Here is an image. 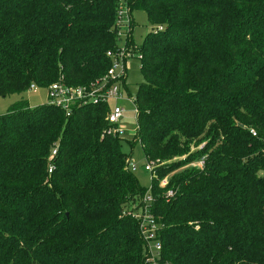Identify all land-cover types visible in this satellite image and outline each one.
I'll list each match as a JSON object with an SVG mask.
<instances>
[{
    "label": "trees",
    "instance_id": "1",
    "mask_svg": "<svg viewBox=\"0 0 264 264\" xmlns=\"http://www.w3.org/2000/svg\"><path fill=\"white\" fill-rule=\"evenodd\" d=\"M121 1L0 0V98L19 96L0 116V264H152L146 195L156 264H264V0H125L163 27L141 47L134 141L105 133L108 106L23 98L103 78ZM124 144L159 161L150 190Z\"/></svg>",
    "mask_w": 264,
    "mask_h": 264
},
{
    "label": "built area",
    "instance_id": "2",
    "mask_svg": "<svg viewBox=\"0 0 264 264\" xmlns=\"http://www.w3.org/2000/svg\"><path fill=\"white\" fill-rule=\"evenodd\" d=\"M128 10L125 0L120 2L118 15H117V25H118V36H121V27L125 24L131 26V21L125 13ZM129 12V10H128ZM163 27H157V31H162ZM130 52V51H129ZM127 46L125 48H120L115 52H108V57L111 61V66L106 72L103 78L90 82L86 85L71 86L67 84L63 77L57 82L51 84L48 88V103L54 107L62 109L66 113H71L76 108L91 107V106H108L109 109L106 114L107 127L105 133L109 136L115 138H123L125 132L119 127L122 120L125 108L121 106L119 101L123 98L121 85L125 83L126 73L125 68L121 62H124L127 57H130ZM35 85H31L30 89H35ZM29 89V90H30ZM130 100L135 103V100L130 97ZM138 132V130H137ZM253 136L256 133L252 132ZM137 135V134H136ZM136 137V136H135ZM57 154V148L55 147L49 158L50 169L49 174L53 171V161L55 155ZM130 170H135L131 162L128 163ZM160 165L159 161H147V165L144 167L146 172L154 174L156 168ZM205 165L204 160L192 164L193 167L202 169ZM161 185L164 187L167 185V179L162 181ZM173 193L170 191L167 196L170 198ZM154 199L150 195H146L143 199V206L140 208L138 213V218L141 220L140 229L145 241L149 246V258L148 262L156 264L155 255L159 254L161 251V244L157 239V225L155 222V217L151 214L150 203Z\"/></svg>",
    "mask_w": 264,
    "mask_h": 264
},
{
    "label": "rangeland",
    "instance_id": "3",
    "mask_svg": "<svg viewBox=\"0 0 264 264\" xmlns=\"http://www.w3.org/2000/svg\"><path fill=\"white\" fill-rule=\"evenodd\" d=\"M125 13L128 16V10H125ZM129 18L131 23H133L132 31L130 32V25L124 24L121 27V36L118 39V46L120 48L127 46L128 39L132 42L127 46L128 52L130 51V57H127L120 64V67L122 65L124 66L126 73L125 83L121 85L123 98L119 101V104L125 108L119 124V127L125 132L123 135L124 141H134L138 130L135 103L130 100V97L135 100L139 86L145 82V77L141 71V47L146 45V36L157 30L156 27L151 26L146 13L143 11H133ZM23 98L28 101L32 109L47 105L49 100L48 91L44 88L30 89L24 93ZM18 100L19 96L17 95L0 98V116L6 114L10 106ZM123 149L127 154L132 151L130 162L136 166L133 173L139 183L147 190H150L152 188V174L146 172L144 169L148 160L145 157L142 147L140 144H134L131 149L128 144H124ZM168 177H170V174L162 181L168 179Z\"/></svg>",
    "mask_w": 264,
    "mask_h": 264
}]
</instances>
